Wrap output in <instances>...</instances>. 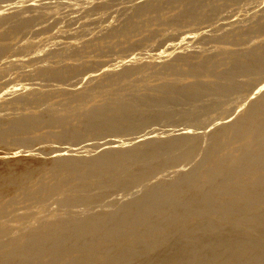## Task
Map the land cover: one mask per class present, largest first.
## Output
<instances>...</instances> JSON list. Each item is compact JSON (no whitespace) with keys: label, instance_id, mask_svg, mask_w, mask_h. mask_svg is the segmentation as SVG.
<instances>
[{"label":"bare ground","instance_id":"1","mask_svg":"<svg viewBox=\"0 0 264 264\" xmlns=\"http://www.w3.org/2000/svg\"><path fill=\"white\" fill-rule=\"evenodd\" d=\"M0 264H264V0H0Z\"/></svg>","mask_w":264,"mask_h":264},{"label":"rangeland","instance_id":"2","mask_svg":"<svg viewBox=\"0 0 264 264\" xmlns=\"http://www.w3.org/2000/svg\"><path fill=\"white\" fill-rule=\"evenodd\" d=\"M76 26H78V25H76ZM31 27H32V26H31ZM31 27H30L29 29H25V30H27L28 32H30V31H33V30H37V28H38V27H36V28H31ZM31 29H33V30H31ZM25 30H22V31L26 32ZM22 31H21V33H22ZM24 32H23V33H24ZM20 35H21V34H20Z\"/></svg>","mask_w":264,"mask_h":264}]
</instances>
